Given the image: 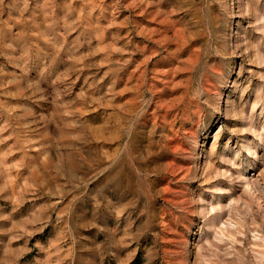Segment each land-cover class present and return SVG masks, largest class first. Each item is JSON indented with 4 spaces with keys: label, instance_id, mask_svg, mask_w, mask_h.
<instances>
[{
    "label": "clouds",
    "instance_id": "1",
    "mask_svg": "<svg viewBox=\"0 0 264 264\" xmlns=\"http://www.w3.org/2000/svg\"><path fill=\"white\" fill-rule=\"evenodd\" d=\"M0 58V264H264V0H0Z\"/></svg>",
    "mask_w": 264,
    "mask_h": 264
},
{
    "label": "rangeland",
    "instance_id": "2",
    "mask_svg": "<svg viewBox=\"0 0 264 264\" xmlns=\"http://www.w3.org/2000/svg\"><path fill=\"white\" fill-rule=\"evenodd\" d=\"M137 39L139 40V39H143V38L140 36H137ZM136 56L139 57V54L137 53ZM0 59H2V58H0ZM157 59H159V57H153V60H157Z\"/></svg>",
    "mask_w": 264,
    "mask_h": 264
}]
</instances>
